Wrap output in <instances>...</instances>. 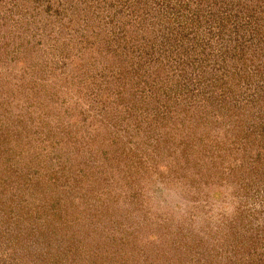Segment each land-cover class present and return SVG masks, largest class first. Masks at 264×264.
I'll return each instance as SVG.
<instances>
[{
  "label": "rangeland",
  "instance_id": "374dc122",
  "mask_svg": "<svg viewBox=\"0 0 264 264\" xmlns=\"http://www.w3.org/2000/svg\"><path fill=\"white\" fill-rule=\"evenodd\" d=\"M0 264H264V0H0Z\"/></svg>",
  "mask_w": 264,
  "mask_h": 264
}]
</instances>
